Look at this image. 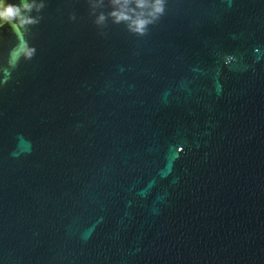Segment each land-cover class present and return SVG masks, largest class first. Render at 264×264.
Instances as JSON below:
<instances>
[{
    "label": "water",
    "instance_id": "obj_1",
    "mask_svg": "<svg viewBox=\"0 0 264 264\" xmlns=\"http://www.w3.org/2000/svg\"><path fill=\"white\" fill-rule=\"evenodd\" d=\"M44 3L30 60L0 27V264H264V0Z\"/></svg>",
    "mask_w": 264,
    "mask_h": 264
},
{
    "label": "clouds",
    "instance_id": "obj_2",
    "mask_svg": "<svg viewBox=\"0 0 264 264\" xmlns=\"http://www.w3.org/2000/svg\"><path fill=\"white\" fill-rule=\"evenodd\" d=\"M89 15L100 29L106 28L108 21L125 26L126 31L136 36L147 34L149 26L154 25L165 13L166 0H87ZM45 7L44 0H0V27L7 25L17 35V45L10 52V58L30 60L35 48L27 42L29 30L37 25L39 13ZM105 7L110 10L105 12ZM35 12L37 15L33 16ZM69 19H75L70 15Z\"/></svg>",
    "mask_w": 264,
    "mask_h": 264
}]
</instances>
